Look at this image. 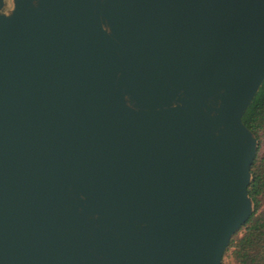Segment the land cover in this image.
<instances>
[{"label":"water","instance_id":"1","mask_svg":"<svg viewBox=\"0 0 264 264\" xmlns=\"http://www.w3.org/2000/svg\"><path fill=\"white\" fill-rule=\"evenodd\" d=\"M263 79L264 0H13L0 264H220Z\"/></svg>","mask_w":264,"mask_h":264},{"label":"trees","instance_id":"2","mask_svg":"<svg viewBox=\"0 0 264 264\" xmlns=\"http://www.w3.org/2000/svg\"><path fill=\"white\" fill-rule=\"evenodd\" d=\"M257 140L246 192L252 211L229 239L220 264H264V79L241 115Z\"/></svg>","mask_w":264,"mask_h":264},{"label":"flooded vegetation","instance_id":"3","mask_svg":"<svg viewBox=\"0 0 264 264\" xmlns=\"http://www.w3.org/2000/svg\"><path fill=\"white\" fill-rule=\"evenodd\" d=\"M13 0H0V14H7L12 7ZM115 13V9L112 8Z\"/></svg>","mask_w":264,"mask_h":264}]
</instances>
